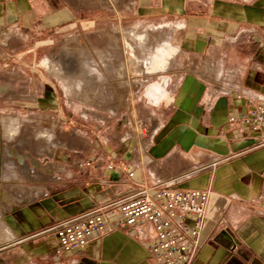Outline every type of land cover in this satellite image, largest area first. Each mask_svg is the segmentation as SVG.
Listing matches in <instances>:
<instances>
[{"label":"crops","instance_id":"1","mask_svg":"<svg viewBox=\"0 0 264 264\" xmlns=\"http://www.w3.org/2000/svg\"><path fill=\"white\" fill-rule=\"evenodd\" d=\"M34 1L0 0V27L52 12L51 0ZM132 10L177 31V63L145 88L156 127L106 150L55 154L50 136L37 152L1 134L0 264H164L150 256V224L111 222L61 257L53 236L25 239L144 187L210 192L193 264H264V125L231 122L264 107V0H139Z\"/></svg>","mask_w":264,"mask_h":264},{"label":"rangeland","instance_id":"2","mask_svg":"<svg viewBox=\"0 0 264 264\" xmlns=\"http://www.w3.org/2000/svg\"><path fill=\"white\" fill-rule=\"evenodd\" d=\"M138 2L51 0V13L47 8L35 19L24 13L18 25L5 20L0 27V135L19 134L12 143L37 152L50 136L52 154L61 146L106 150L126 136H149L157 122L145 88L175 66L176 54L162 66L165 70L148 68L160 63L163 49L177 50V31L171 20L134 13ZM63 9L69 12L57 13ZM61 60L72 65L65 78Z\"/></svg>","mask_w":264,"mask_h":264},{"label":"built area","instance_id":"3","mask_svg":"<svg viewBox=\"0 0 264 264\" xmlns=\"http://www.w3.org/2000/svg\"><path fill=\"white\" fill-rule=\"evenodd\" d=\"M231 122H240L253 131H260L264 125V107L254 106L239 120L231 118ZM209 197L207 190L183 192L164 189L157 192L144 187L123 200L92 207L25 239L53 236L56 240L55 255L61 257L85 248L111 222L122 229L150 224L153 228L149 245L151 257L164 264H193L201 247L199 236ZM189 217L192 219L191 226L187 223Z\"/></svg>","mask_w":264,"mask_h":264},{"label":"bare ground","instance_id":"4","mask_svg":"<svg viewBox=\"0 0 264 264\" xmlns=\"http://www.w3.org/2000/svg\"><path fill=\"white\" fill-rule=\"evenodd\" d=\"M131 36V35H130ZM134 36V35H133ZM139 41L141 42V44H143V41H144V37L142 38L141 37V39H139ZM139 41H137V42H139ZM173 48V47H172ZM163 51V55L161 56V59H160V63L157 65V66H155L154 68H152V67H149L148 69H149V72H155V70H157V71H160V70H162V69H164V68H166V67H164V68H162V66H164V65H166V64H168L169 63V60L170 59H172V57H174V55L175 54H177L178 52H177V50L176 49H163L162 50ZM177 52V53H176ZM161 55V54H160ZM160 58V57H159ZM61 64H62V70H61V73L63 74V76H64V78L66 77L65 75H67L68 76V74H67V71L72 67V65H70V66H68L69 64H66L67 63V61H65V63H63V60H61ZM60 63V62H59ZM60 67V66H59ZM70 67V68H69ZM158 67L159 68H162V69H158ZM60 70V69H59ZM165 70V69H164ZM71 71H72V69H71ZM148 71V70H147ZM156 71V72H157ZM70 72V71H69ZM149 72H146V73H149ZM64 73H65V75H64ZM149 75V74H148ZM75 78V77H74ZM65 81V80H64ZM69 85H70V83H68ZM67 85V84H66ZM68 85V86H69ZM71 88V87H70ZM72 89V88H71ZM71 91V90H70ZM79 92V91H78ZM10 127H11V125H10ZM48 136V135H47ZM46 139H47V137H46Z\"/></svg>","mask_w":264,"mask_h":264}]
</instances>
